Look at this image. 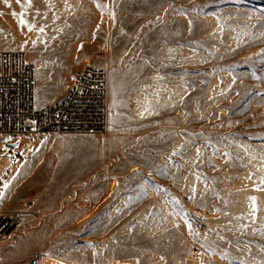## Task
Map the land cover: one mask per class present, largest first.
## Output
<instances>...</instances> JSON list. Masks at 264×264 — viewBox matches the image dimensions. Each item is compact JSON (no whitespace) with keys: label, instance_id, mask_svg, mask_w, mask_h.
I'll return each instance as SVG.
<instances>
[{"label":"rangeland","instance_id":"374dc122","mask_svg":"<svg viewBox=\"0 0 264 264\" xmlns=\"http://www.w3.org/2000/svg\"><path fill=\"white\" fill-rule=\"evenodd\" d=\"M1 49L108 73L104 135H0L2 264H264V0H0Z\"/></svg>","mask_w":264,"mask_h":264},{"label":"built area","instance_id":"2783aa9c","mask_svg":"<svg viewBox=\"0 0 264 264\" xmlns=\"http://www.w3.org/2000/svg\"><path fill=\"white\" fill-rule=\"evenodd\" d=\"M107 98V70L86 64L76 71L61 99L38 105L35 70L26 53L0 50V135L10 140L24 135L102 136L107 129ZM20 220V213L0 209V242Z\"/></svg>","mask_w":264,"mask_h":264},{"label":"bare ground","instance_id":"6f19581e","mask_svg":"<svg viewBox=\"0 0 264 264\" xmlns=\"http://www.w3.org/2000/svg\"><path fill=\"white\" fill-rule=\"evenodd\" d=\"M140 105V104H139ZM141 108V107H140ZM140 110V109H139ZM138 110V111H139ZM244 197V196H243ZM242 198V197H241ZM245 198H243V200H244ZM245 202V201H244ZM243 203V202H242ZM241 210V209H240ZM234 212V211H233ZM235 214V213H234ZM239 217V216H238ZM236 218V217H235ZM230 219V217H227V218H225V219H222V220H215V221H217V222H213V225L214 224H220V223H225V222H227L228 220ZM234 220V219H233ZM229 223V222H228ZM48 262L49 263H52V264H65L63 261H54V260H48Z\"/></svg>","mask_w":264,"mask_h":264},{"label":"water","instance_id":"95a60500","mask_svg":"<svg viewBox=\"0 0 264 264\" xmlns=\"http://www.w3.org/2000/svg\"><path fill=\"white\" fill-rule=\"evenodd\" d=\"M8 147L17 148V147H19V142H16V143H13V144H9Z\"/></svg>","mask_w":264,"mask_h":264},{"label":"snow or ice","instance_id":"6c2138e0","mask_svg":"<svg viewBox=\"0 0 264 264\" xmlns=\"http://www.w3.org/2000/svg\"><path fill=\"white\" fill-rule=\"evenodd\" d=\"M29 3H30V0H29ZM15 15V14H14ZM24 21H21V23H23Z\"/></svg>","mask_w":264,"mask_h":264}]
</instances>
